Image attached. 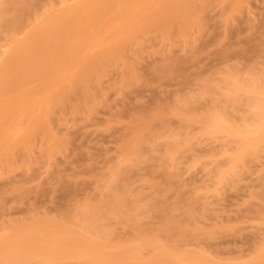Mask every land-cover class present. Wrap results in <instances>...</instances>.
<instances>
[{
    "label": "rangeland",
    "instance_id": "obj_1",
    "mask_svg": "<svg viewBox=\"0 0 264 264\" xmlns=\"http://www.w3.org/2000/svg\"><path fill=\"white\" fill-rule=\"evenodd\" d=\"M7 1L0 0V7ZM24 1L20 5L25 4ZM28 1H25L27 8L22 5L24 13L26 8L20 24L22 28H13L7 21L0 22V64L12 42L22 40L27 31L41 22L46 12L78 8L83 0ZM187 17L193 20L192 26ZM170 18L166 20L165 16L163 25L152 24L138 32L136 37L124 43L117 42L105 50L103 65L96 67L93 61L86 62L88 87L82 84L78 89L66 91L65 103L52 106L47 116L41 117L42 123L34 128L37 130L32 133L34 136L26 131L24 122L21 123L20 126H24L22 131L15 140L7 142L6 150L0 152V238L17 225H29L42 219L60 221L87 234L88 222H82V215L78 216L75 211L85 203V206L93 205L112 197L108 196L112 185L108 180L116 178L113 174L118 167L122 177L114 183L120 184L118 190H123L125 201L131 203L126 202L124 209L127 210L129 205L128 213L133 215L134 212L130 211L134 210L136 201L143 204L142 208H150L148 212L145 209L146 215H142L147 217L141 216V209L136 211L139 216L135 218L151 237L146 233L144 236H155L159 245L174 247L183 254H204L215 262L243 264L252 260L255 249L264 242V141L254 144L255 150H262L250 148L241 155L239 141L242 142L243 138L236 136V143L234 135L231 137L226 131V135H222L223 132L217 135L218 128H212L215 121L210 117H214V113L218 117V112L220 116L227 113L221 119H229L232 122L229 125L234 124L232 127L236 129L235 123L252 125V118L259 117L253 114L254 111L257 113L256 104L260 101L255 100V93L248 92V89L237 90L231 84L241 82L245 87L246 83L251 84L249 78H254L255 74L257 84L264 83V0H193L174 11ZM184 22L188 27L181 30ZM104 33L101 32L97 39L105 38ZM98 50L99 47H95L87 52L94 54ZM74 71L76 66L69 74ZM63 75L57 76V80L53 78L55 82H48L51 83L48 87L58 88L55 85L60 80L62 84ZM228 87L237 90L233 95L238 94L242 100L235 96L236 100L228 99L225 96L231 91ZM201 89L208 91V98L203 94L206 90L202 92ZM250 104H255V109ZM223 122L226 127L228 123ZM249 126L246 130H253ZM208 130L212 133L208 134ZM213 130L216 132L214 136ZM227 135H230L229 139ZM133 137L147 143L141 142L135 153L129 151L130 156L122 149H127L124 145H130L129 141L135 140ZM235 145L240 150H234ZM168 146L177 148L178 152L171 151ZM229 156L235 158L232 160ZM242 158L244 161L248 159L247 162ZM236 164L240 165L237 169ZM115 188L113 192L118 195ZM143 200L151 206L147 207ZM152 204L155 208L158 206L159 216ZM160 208L163 209L161 212ZM151 209L155 213H149ZM186 209H190L189 215L184 213L189 212ZM122 219L109 218L111 227L103 220L106 230H114H109L112 233L108 232L111 234L108 235L104 228L102 234L108 235V239L101 241L113 247L123 245V242L124 245L132 243V232L140 225L135 223V227L134 223H125L127 221L122 222ZM170 223L174 225H171L172 231L169 230ZM165 224L170 232L166 231ZM182 230L185 235L180 232ZM188 233L192 234L188 236ZM142 252L143 255L149 253L145 248ZM80 261L65 258L49 263L80 264ZM14 264H41V260Z\"/></svg>",
    "mask_w": 264,
    "mask_h": 264
},
{
    "label": "bare ground",
    "instance_id": "obj_2",
    "mask_svg": "<svg viewBox=\"0 0 264 264\" xmlns=\"http://www.w3.org/2000/svg\"><path fill=\"white\" fill-rule=\"evenodd\" d=\"M21 1L22 0H8L6 3L2 4L0 7V20H1L0 22L7 21L8 23H11L10 26H12V27L14 26L16 28V27L20 26V28H22V25H20V24H22L21 21L24 18V14H26V8H27L26 6L28 4H27V2H25L26 0L24 1L25 4H22L23 6L26 7V8L24 7L25 8L24 9L25 13H24L23 6L20 5L21 3H23ZM28 2H31V1L29 0ZM192 2H193V0H83L81 2V6H79L78 8H69V9H65V10H61V11L49 10L48 12H46L43 15L41 22L34 25L29 31H27L25 33V36L22 38V40H16V41L12 42V44L10 46V50L7 53L3 54V61L0 64V152L6 150V148L9 146L8 141L12 140L13 138L15 140L16 135L20 131H22V127L24 128V126L21 127L20 125L24 124L26 131L30 132L31 134L34 133V131H37L35 129L39 127L40 123H42L41 120L43 118H41V117L45 118L47 116L49 110L52 108V106H55L58 104L63 105L65 103L64 100L66 99V97L64 94L66 91L72 90L75 88L78 89L79 87H82V84H84L85 87H88L87 85L89 84L88 83L89 81L87 82V80H88L87 75H89V73H88L89 70L86 67L88 65H85L86 62L88 63L90 61H93V63L96 64V65H94V64L93 65L96 67L103 65V56H104L103 52L105 50L112 48L113 45L116 44L117 42H123L124 43L128 39L136 37L138 32L145 30L147 27H149L152 24L155 26L156 25L157 26L163 25V21H164L165 16H166V20L171 19L170 17L173 16L174 11H176L180 8H183V7L187 6L188 4H191ZM9 10H12V12H9ZM187 19H188V17H187ZM188 20H189L188 24L190 26H192L193 20H191V19H188ZM190 21L192 23H189ZM188 24H186V22H184V24L181 25V30L186 29L188 27L187 26ZM182 26H186V27L184 28ZM1 29H2V27L0 28V30ZM101 32H106V33H104V34H106V37H105L106 39L105 38H103L101 40L97 39ZM95 47H99V50L96 53L91 54V53L87 52V51H89ZM85 52H87V53H85ZM75 66H76V71H74V73L70 75L69 71L72 68H75ZM175 66H176V64H175ZM96 67L94 69H92V71L95 70ZM78 71H80V72L77 74ZM249 71H250V68H249ZM70 73H72V72H70ZM61 75H63V77H61V79L63 78L62 84H61V80L59 81L61 86L57 85L59 83H56V85L54 83L53 86L55 85L58 88H56L55 86H54L55 88L48 87V85L51 84V83L48 84V82H50V81L55 82V79L57 80V78ZM53 78H55V79H53ZM255 78H257L256 74H255L254 78H251V79L249 78V80L251 81V84L246 83L247 80L244 82L246 84H249L250 86L249 85L246 86V84H245V87H244V85L241 86L240 80H239V82H240L239 84H237L238 83L237 81H236L237 83L235 84V82H233L236 80L235 78H234L235 80L232 81L234 83L235 87L232 85L233 83L231 84V86L233 88H237V90H244L245 91L248 89L247 90L248 92H253V93L257 94L259 98L261 96V98L259 99L257 97V95L254 94L255 100H260V101H258L259 104H256V107H257L256 112L257 113H255V111L253 112V114L255 116H257V115L259 116L256 118L258 122H256V119H254L256 124L252 123L254 121L253 118H252V122H250L254 126L250 125L247 122L245 124H242L244 126H242L241 124L235 123L239 128L242 127L241 130H238L239 128L237 126H236L237 129L232 127L234 124L229 125L232 123V122H230L229 119H226L227 122L225 119H221L222 116L224 117V115H228L227 113L226 114L224 113V115L222 114V116H220V114H218L219 113L218 112L217 113L218 117H216L215 113L213 114V115H215L214 117H212V115H211V117L208 116V118L210 117V119H213L215 121V125L217 126L216 127L215 125H213L212 128L215 127L216 130L218 128L217 133L213 130L214 132H213L212 136H214L216 134L221 135V133L223 132L222 135H226V133L230 134L231 137H232V135H234L233 136L235 138L234 141L237 140L236 136H240V139H241V137L243 138V139H241L242 142L239 141L241 144V146L239 145V147L241 148V155H243L247 150L249 151L250 148L252 150H255L256 145H254V144L256 142L264 141V102H262V100L264 101V83H261V81H260V83L263 84V87H260L262 85L260 84V86H259V84H257V79H255ZM210 81H211V84H213L212 80H210ZM262 82H264V81H262ZM80 83H81V86L79 85ZM229 83H231V82H229ZM64 84H65L66 88L63 89ZM206 87L207 86L205 85V88ZM228 88H230V87H228ZM232 89L230 88V90L232 92L230 91L228 94L225 93V96L227 95V98L230 100H233L232 98H234V100H236L235 97H238V94H236L237 96L235 95V93L233 95V92H237V90H235V89L232 90ZM202 90L205 91L206 89H201V91ZM228 91H229V89H228ZM228 91L226 90L225 92H228ZM202 92H200V93H202ZM207 92L208 91L206 90V93H203V94H206L207 98H208L209 93L207 94ZM242 93H244V92H242ZM214 96L216 97V95H214ZM240 97H238V99H241ZM202 98L203 97L201 94V100H203ZM204 98H205V96H204ZM248 98L251 99L250 96ZM198 99L200 100V98H198ZM253 99H254V97H253ZM199 100H197V102ZM219 100H221V99L219 98ZM62 102H63V104H62ZM208 102H210V101H208ZM253 102H256V101H253ZM221 107H223V106H221ZM251 107L252 108L254 107V109H255V104H253V106L251 105ZM261 114H262V117H260ZM203 117H207V116H203ZM9 118L11 119L10 121H9ZM227 118H228V116H227ZM258 118H260V121L258 120ZM223 120L225 121V124L228 123L226 125V127L224 126ZM220 122H221V124H220ZM21 123H23V124H21ZM205 123H206V121H205ZM208 123H209V121H208ZM222 123H223V125H222ZM210 124H211V122H210ZM248 126H249V128H253V130H251V131L246 130V129H248ZM149 127L147 125V128H149ZM227 127H229V128H227ZM234 127H235V125H234ZM243 128H245V129H243ZM143 129H145V128H143ZM148 130H150V128ZM205 130H207V129H205ZM150 131H152V130H150ZM224 131H226V133ZM209 132L210 131L208 130V134H209ZM153 133H155V132H153ZM211 133L212 132H210V134ZM186 134L188 135V133H186ZM32 136H34V135L32 134ZM179 136L180 135L175 136V139L177 137L179 138ZM229 136L227 139H229ZM147 137H148V135H147ZM139 138H140V136H139ZM157 138H159V136H157ZM161 138H162V136H161ZM186 138H187V136H186ZM186 138H184V139H186ZM133 139H135V140H133ZM133 139H132L133 142L129 141L130 145L128 143H126V145H124V147H127V149H128V150L126 148L122 149L125 153L127 151H128V154H130L129 151L130 152L134 151V153H135V152H137L136 150L140 149L139 145L142 142L141 139H138V137L137 138L133 137ZM170 139H173V138H170ZM155 140H156V138H155ZM186 141H187V139H186ZM237 142H238V140L236 141V143ZM142 143H144V142H142ZM146 143H144V144H146ZM174 143H171V144L173 145ZM184 143H182V144H184ZM171 144H169V145H171ZM176 144L178 145V143H176ZM179 144L181 145V142ZM127 145H129V146H127ZM141 146H142V144H141ZM258 146H259V144H258ZM258 146H257V148H258ZM138 147H139V149H136ZM168 147L172 148V146H168ZM178 147H179V145H178ZM237 147L235 145L234 150H237V151L240 150ZM262 147H264V145ZM173 149L177 151V148H172L171 151H173ZM258 149H261V148H258ZM258 149H256V150H258ZM169 150L170 149H168V151ZM123 151H122V153H123ZM171 151H169V152H171ZM233 152H231V153H233ZM250 153H251V151H250ZM250 153L248 152L249 155H250ZM253 153L254 152H252V154ZM125 155H127V154H125ZM131 155L132 154H130V156ZM133 155H135V154H133ZM128 157H129V155H128ZM229 157H231V156H229ZM125 158H127V156ZM231 158L233 160L235 157H231ZM252 158H251V160H254ZM248 159H250V158H248ZM247 160L244 161L242 158V161H244V162H247ZM129 161H130V159H129ZM229 163H230V161H229ZM239 163H240V161H239ZM130 164L133 165V163H130ZM130 164H129V166H131ZM134 164H136V161L134 162ZM244 164L245 163H243L242 165H244ZM235 166H236V169L240 167V165L238 167L237 164ZM114 167H117V166H114ZM163 167H164V165H163ZM167 168H169V167H167ZM167 168H166V170H167ZM118 169L119 168L117 167V170ZM117 170L114 171V173L116 175L113 174L116 178L111 177L112 179L110 178V180H108V184L109 183L110 184L112 183V185L115 184L114 186L110 185V187H109V188H111L110 190L108 189V187H106L108 189V192L111 191L110 194L114 193L113 191H114L115 186L117 188V186L120 185V184L118 185V183L117 184L114 183L116 180L118 182V178L120 179V176H121L120 175L121 173L118 172ZM166 170H165V172H166ZM166 174L169 175L168 172ZM225 176H227V175H225ZM222 179H225V178H222ZM108 184H107V186H108ZM151 185H153V184H151ZM123 186H125V185H123ZM263 187H264V185H263ZM119 188L121 189V187H119ZM167 188H168V186H167ZM117 191H119L118 188H117ZM122 191H119V192H122ZM125 191H127V190H125ZM125 191H124V193H126ZM172 191H173V189H172ZM175 191H177V190H175ZM106 192H107V190H106ZM119 192L117 193L118 195L115 194L116 192L114 193V195H110V194L108 195L107 194L108 196H112V197L108 200L107 199L103 200V202H102V200H100L101 202L95 203L96 205L93 204L95 206H93L92 204L89 205L90 203L85 206V204H86L85 203L84 206H81V207L78 206L77 207V208H79V207L80 208L78 209V211H75V214L78 212V214H77L78 216L82 215L80 220L82 221V219H83L82 222H84V220H85L86 221V222H84L85 224L88 222L86 224V226L88 225L90 227L89 230H88V226L85 227L87 229L84 228L87 234L77 232L76 230L71 229L69 226H67V224L66 225L62 224V223H60V221L54 222L51 219H48V220L42 219V221H40V222L37 221V222H34L33 224H29V225L24 224L22 226L17 225L18 227L16 226V227L12 228V230L8 234H6L0 238V264H14L16 262H26L29 260H35L37 258H39L41 260V264H50V263H52V261L63 260L65 258H67V259L68 258L80 259L81 260L80 264H92V263H96V264H230V263H223V262H215L210 257L205 256L204 254H183V253L179 252L178 250H176V248H174V247H168L167 245L165 246V245H161V244L159 245L157 243V239L155 236H154L155 239H154V237L149 238L147 236H144V233H146L148 236H150V235L146 231V228L142 229L141 224L138 223L139 221L135 218V216H137V217L139 216V213H136V211L140 210V209H141V211L144 210V213L140 211V214L142 213L141 216L144 214L146 215V211L150 210V208L148 206L149 205L151 206V203L148 202L150 204L147 205V203L145 202L149 209L148 208L146 209L145 208L146 206H143V208H144L143 209L142 208L143 204L139 205L136 201L135 205H133L134 208H132L134 210L130 211V212H134L135 215L134 214L132 215L131 213L129 214L128 208L130 206L128 205V207H126L127 210H125L124 208H125L126 202H129V204H131V203L129 200L125 201L126 196H125V194L122 195L123 192L122 193H119ZM260 193H262V190ZM182 195H183V193H182ZM139 196H140V194H139ZM259 196L261 197L260 194H259ZM263 196L264 195H262V197ZM105 197H107V196H105ZM138 199L140 202L139 197H138ZM192 199H194V198H192ZM144 201H146V200H143V203H144ZM193 201H195V199ZM131 202H133V201H131ZM132 204H134V202ZM152 207H154L153 204H152ZM156 208H157V210H159L158 206H156ZM156 208L154 209L155 211H156ZM169 208H171V207H169ZM185 208H187V207H185ZM145 209H146V211H145ZM162 210L163 209L160 208V212ZM167 210H169V209H167ZM186 210L187 211L189 210V212H184V213H188V215H189L191 213L190 209H186ZM151 212L153 214L154 211L152 210L149 213H151ZM156 212L158 215V211H156ZM163 213H165V212H163ZM164 216H165V214H164ZM142 217H147V216H142ZM168 217L169 216H167V218ZM109 218L110 219L111 218L112 219L123 218L121 220L122 222L127 221L125 223H128V221H129L130 224L138 223L137 225L141 226V227L138 226V229H136L134 231L133 230L134 225H132L133 228H131V230L134 231V232H132V233H134L133 236L131 235V232L129 229L130 235L133 238V239L131 238V241H132L131 244H127V245L125 244L124 245V242H123V245L117 244V246L113 247V246L109 245L108 242H103V241L108 239V235H111V234H108L109 230H111V231L114 230L113 228L112 229L109 228L106 230V227H105L106 225L104 226L105 223L110 224L111 220L108 221ZM134 218L136 220H134ZM139 218H141V217H139ZM103 220L104 221L106 220L104 224L102 223ZM131 220L134 222H131ZM169 220L172 223V219H169ZM166 221H168V219H166ZM171 223H170L169 230L171 228V225H173ZM112 224H114V221ZM167 226L168 225H166V229H167ZM110 227H111V224H110ZM135 227H136V224H135ZM104 228L108 234L106 237H105V235L103 236V234H102V232H103L102 230H104ZM140 228L144 231H141ZM160 229H162V227ZM172 229L170 231H172ZM90 230H92L93 233ZM137 230L141 231V234H139ZM157 230H159V229H157ZM157 230L155 229V231H157ZM169 230L167 229L166 231H169ZM111 231L109 233H112ZM159 231H158V233H159ZM164 231H165V229H164ZM184 231L185 230H182L180 232H184ZM190 231H192V230H190ZM88 232H89L90 236L88 235ZM136 232L138 234H136ZM185 233L186 232H184V235H185ZM104 234H106V233L104 232ZM165 234H167V232ZM190 234H192V233H190ZM190 234L188 233L187 235L189 236ZM135 236L137 237L136 239H135ZM180 236H182V235H180ZM105 238H107V239H105ZM101 240H103V241H101ZM136 240H138V241H136ZM133 241H135V243ZM126 243H128V242H126ZM143 248L146 249L147 253L149 251L148 255L147 254L143 255L144 252L141 253V251H143ZM147 248H149V250ZM243 264H264V242L262 244H260V246H258L255 249L254 254H252V260L249 263H243Z\"/></svg>",
    "mask_w": 264,
    "mask_h": 264
}]
</instances>
